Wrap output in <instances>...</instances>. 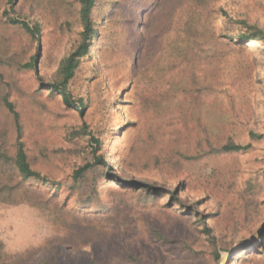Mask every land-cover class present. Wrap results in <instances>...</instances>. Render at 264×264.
I'll return each mask as SVG.
<instances>
[{"label": "rangeland", "instance_id": "obj_1", "mask_svg": "<svg viewBox=\"0 0 264 264\" xmlns=\"http://www.w3.org/2000/svg\"><path fill=\"white\" fill-rule=\"evenodd\" d=\"M9 1L0 0L3 89L34 167L50 179L30 183L55 197L49 207L0 201L3 261L216 264L214 250L222 255L262 226L264 41L230 35L247 31L244 21L264 30V0H97L94 50L71 85L75 101L87 104L84 119L58 94L39 90L25 66L39 53V75L55 78L80 39L78 0ZM5 12L38 25L39 40ZM169 79L181 87L170 88ZM5 111L0 106L1 143L12 149ZM88 132L117 176L97 180L101 204H83L69 191L73 170L94 156ZM231 142L250 146L221 150ZM126 177L160 189L124 185ZM262 243L229 264H264Z\"/></svg>", "mask_w": 264, "mask_h": 264}, {"label": "trees", "instance_id": "obj_2", "mask_svg": "<svg viewBox=\"0 0 264 264\" xmlns=\"http://www.w3.org/2000/svg\"><path fill=\"white\" fill-rule=\"evenodd\" d=\"M78 2L79 18L82 27L80 39L74 49L62 60L55 78L45 82L43 77L39 75V53H35L25 66L29 69H32L40 81L41 84H39V90L44 88L53 94H58L61 96L63 103L67 107L76 109L79 112L81 118L84 119L87 110V104L83 100H78L79 103L75 101L71 90V85L76 78L82 61L89 57L92 50H94L93 44L98 35L95 23L93 21L94 9L97 6V0H78ZM9 3L12 5L14 0H10ZM219 9L222 10V8ZM12 12H15V9L12 8ZM5 14L7 15V21L9 23L20 25L26 32L39 40L41 31L38 25H33L26 19L22 20L11 16L8 12H5ZM244 24L247 27V31L240 34L231 33V38L238 37L239 40L250 44L258 43L261 40L264 41L263 29L259 28L257 25H252L245 21ZM170 47L171 44L169 43L167 48L170 49ZM146 48L147 42L141 45L140 51L132 57L131 63L138 64L140 59L144 56ZM171 50H174V48H171ZM2 57L3 54L1 51L0 62L3 60ZM1 66L2 65H0V106L6 110V118L8 122L11 121L12 129L15 132V139L12 149H8L3 143H1L4 141L6 133L0 132V201L10 204L28 202L35 206L49 207L50 199H53L55 196L51 195L47 197L43 191L34 187L30 183L32 180H42L44 183H46L50 182V179L34 167L33 160L30 158L28 147L24 141V127L20 114L14 101L9 99V92L3 89L5 75L2 72L3 69ZM167 84L170 88L181 87L177 79H169ZM121 94L122 92L120 93V96ZM88 134L91 135V142L93 144L91 146H93L94 156L92 160L85 161V163L79 165L73 170L69 181V191L71 194L77 196L79 202L83 204H101L102 200L100 197V189L98 186L99 183L97 180L101 178L105 172L108 173L109 176L114 177L112 179L117 178V176L115 175V172L112 171L109 162L103 157V154L99 153L101 151V140L96 137L93 132H88ZM250 136L252 138H258L260 135L251 131ZM249 146L250 144L231 142L223 144L221 146V150L225 152L241 151L248 149ZM120 182H122L124 185H134L138 188L149 190L148 192H150V194L156 193V191L160 189V187L154 183L139 181L133 177H126V179H123ZM56 188V190H58L60 188V184L56 185ZM173 193V191L169 192L170 195ZM206 231L208 232V240L212 245H215V236L210 234L208 227H206ZM263 238L264 231L247 248L240 251L262 246ZM235 254L229 263L234 259ZM213 255L217 260L221 256L218 250H214ZM0 264H8L6 261L2 260L1 252Z\"/></svg>", "mask_w": 264, "mask_h": 264}, {"label": "water", "instance_id": "obj_3", "mask_svg": "<svg viewBox=\"0 0 264 264\" xmlns=\"http://www.w3.org/2000/svg\"><path fill=\"white\" fill-rule=\"evenodd\" d=\"M264 231V223L262 224V226L256 231V233H254L253 235H251L249 238L238 242L237 244L233 245L228 251L224 252L221 257L219 258V260L217 261L216 264H228L229 261L231 260V258L233 257V255L242 250L247 248L252 242H254L259 236L260 234Z\"/></svg>", "mask_w": 264, "mask_h": 264}]
</instances>
